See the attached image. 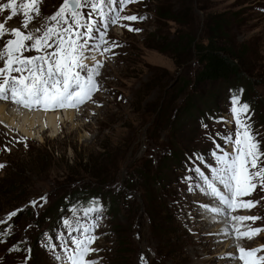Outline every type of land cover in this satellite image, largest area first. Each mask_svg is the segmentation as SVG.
Segmentation results:
<instances>
[{
    "label": "rangeland",
    "instance_id": "374dc122",
    "mask_svg": "<svg viewBox=\"0 0 264 264\" xmlns=\"http://www.w3.org/2000/svg\"><path fill=\"white\" fill-rule=\"evenodd\" d=\"M61 3L42 0L30 28L44 23ZM122 14L145 18L124 22L139 32L109 29L108 37L119 47L112 49L115 55L97 57L104 61L98 78L102 90L93 99L102 106L84 104L77 128L72 131L69 124L55 138L42 131V142L23 137L26 141L17 143L22 135L0 123V163L7 166L0 169V191L11 193L0 195V219L22 209L0 230V264H59L46 243L57 244L62 217L73 216L70 209L75 206L82 215L80 209L93 199L102 206L99 238L92 245L99 248L101 264H224L222 257L229 253H222L236 250L231 237L217 233L212 238L220 247L213 248L193 226L206 220L208 212L201 207L206 196L197 189L189 192L184 178L195 179L188 171L193 154L214 164L215 145L224 147L222 136L235 130L233 96L249 105L264 149V0H136ZM9 15L10 10L0 11V20ZM17 17L7 26H19L22 16ZM222 21L216 45L234 54L241 76L197 82L204 64L196 48L208 45L214 23ZM16 169L22 172L16 177L18 190L10 182ZM262 197L258 188L252 199L260 203L252 214L264 218ZM33 200L36 206L29 204ZM261 234L251 244L248 239L239 243L264 245ZM236 261L240 264L236 259L231 264Z\"/></svg>",
    "mask_w": 264,
    "mask_h": 264
},
{
    "label": "snow or ice",
    "instance_id": "6c2138e0",
    "mask_svg": "<svg viewBox=\"0 0 264 264\" xmlns=\"http://www.w3.org/2000/svg\"><path fill=\"white\" fill-rule=\"evenodd\" d=\"M135 2L62 0L58 9L44 17L42 25L34 28L30 25L41 14L42 0H7V3L0 4V11H11L5 20H0V101L10 102L17 108L44 112L59 109L79 111L86 103L102 106L93 99L102 90L98 78L104 61L97 57H104L106 53L115 55L112 49L119 47L114 39L108 37L112 26L141 31L124 22H135L145 17L122 14L128 4ZM18 15L22 16L20 25L8 27V21ZM31 52L35 54H25ZM230 111L235 130L222 136L224 147L215 145L212 152L214 164L193 154L190 157L192 167L188 171L195 174V179L193 175H188L184 180L189 182V192L198 189L203 195L211 197L201 207L212 213L214 220L223 218L224 227L217 235L231 237L236 253L222 258L236 259L240 264H264V254H259L264 252V245L245 248L239 243L242 239L251 240L264 232V227H252L244 222L254 224L264 218L233 215L237 210H251L260 203L259 200L243 197H250L258 188L264 192V149L257 138L260 133L253 130L250 122L249 105L240 104L238 97L233 96ZM218 119L224 123L231 122L223 117ZM21 141H26V138L16 142ZM228 145H231L230 152L226 150ZM24 146L27 147L26 142ZM4 151L11 149L5 146ZM5 166L0 163V169ZM40 199L46 202V197ZM36 203L35 200L29 201L33 206ZM18 211L22 209L7 213V219L0 220V224L6 225ZM69 211L73 216L62 217L63 231L55 236L60 241L59 245L46 243L45 247L59 264H97L91 254L99 251L92 245L99 238L95 232L102 219V206L93 199L89 206L80 209L82 215H77L75 206ZM52 239L49 236V240Z\"/></svg>",
    "mask_w": 264,
    "mask_h": 264
},
{
    "label": "bare ground",
    "instance_id": "6f19581e",
    "mask_svg": "<svg viewBox=\"0 0 264 264\" xmlns=\"http://www.w3.org/2000/svg\"><path fill=\"white\" fill-rule=\"evenodd\" d=\"M6 1L7 0H1V4L6 3ZM18 17H21V15H18ZM42 24L43 23L39 21L37 24L32 25V28L39 27ZM81 111H82L81 109L79 111L74 110V109H59V110L48 111V112H44L41 110L29 111L23 108H17L15 105H12L10 102L0 101V121H2V124L4 126L6 125L8 129H11L17 132V134H21L22 137H27L28 139H31V140L38 138L39 140H41V142L43 141L42 140L43 138L41 135L42 131H48L50 134H52V137L55 138V136L57 135V131L58 132L62 131L63 127H66L69 124L71 126L70 128L71 130L77 128L78 124H76V122L78 121H76V118L79 115V112ZM197 192H198V189L196 190L195 193ZM254 194H255V191L250 197H246V198L243 197V199H252ZM254 198L259 199V197H256V196ZM210 200H211V197L206 196V203L209 202ZM253 209L251 210L240 209V210L235 211V213L244 212L245 215H254L252 214ZM208 213L204 212V216L206 217V220H204L203 222L199 220L196 223H194L193 226L199 229V231L201 232V235L204 236L207 242L209 243L208 245H211L213 248L218 249L220 245L217 244L215 240L212 238V233H218L219 231L222 230V222L220 220V217L214 220L213 214L210 212ZM237 215H241V214H237ZM250 223L252 227H264V225H259V220L256 221L254 224H252V222ZM210 226L212 227V231L209 230V228H211ZM262 237L263 236L260 233L258 236L251 239L250 244L253 242V240H258L259 238L261 239ZM59 243L60 241H57V245H59ZM96 248L99 249L98 247ZM57 251H59V248H57ZM48 253L51 254L54 261H56L52 252L49 251ZM225 253H230V252L226 251V252H223L222 254H225ZM234 253H236V250ZM98 254L99 252L92 253L91 258L96 260L97 264H101L102 261L100 257L98 256ZM236 262L232 264H239L238 262L237 263ZM223 263L231 264V259H224ZM53 264L55 263L53 262Z\"/></svg>",
    "mask_w": 264,
    "mask_h": 264
},
{
    "label": "trees",
    "instance_id": "16d2710c",
    "mask_svg": "<svg viewBox=\"0 0 264 264\" xmlns=\"http://www.w3.org/2000/svg\"><path fill=\"white\" fill-rule=\"evenodd\" d=\"M215 27H214V38H211L208 42V45L205 47L204 45H199V48L197 49V53L200 55L199 57H202V65L204 64V69L203 71L199 72L198 76H197V82H215L219 79H229L231 77L232 74H235L237 76H241L240 74H238V70H237V65L235 64L234 60H231V58H233L234 54L231 51H228L225 48H221L218 47L216 44V39H218L220 36L219 34L222 33V29L225 26V22H215ZM190 45V44H189ZM193 45V42H192ZM232 50V49H231ZM225 56H224V55ZM183 85H184V80H183ZM171 155H173V157L175 159H178V155H175L174 153ZM7 168V166L5 167V169ZM4 170H0V173H2ZM24 173V172H23ZM21 174V175H19ZM13 179H11V184L13 186H16V189L18 190L17 187V179L16 177L21 178L22 177V172L19 171L18 169H16L15 174H12L11 176ZM7 187V186H6ZM15 190V191H17ZM14 192V191H13ZM11 193H7L4 194V191H0V195H2V197H5L6 195H9ZM21 206H18L10 211H8L7 213L12 212L13 210L16 209H20ZM7 213L4 214L5 218L4 220L7 219ZM1 220V219H0ZM13 220V218H11V220L8 221V223L6 225H8L9 223H11V221ZM6 225L4 224L3 226H0V230H4L6 228Z\"/></svg>",
    "mask_w": 264,
    "mask_h": 264
}]
</instances>
